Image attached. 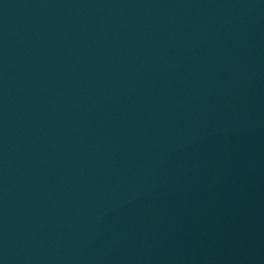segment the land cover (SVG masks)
Instances as JSON below:
<instances>
[{"label": "water", "instance_id": "1", "mask_svg": "<svg viewBox=\"0 0 264 264\" xmlns=\"http://www.w3.org/2000/svg\"><path fill=\"white\" fill-rule=\"evenodd\" d=\"M0 264H264V0H0Z\"/></svg>", "mask_w": 264, "mask_h": 264}]
</instances>
